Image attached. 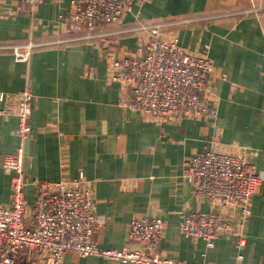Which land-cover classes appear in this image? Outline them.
I'll return each mask as SVG.
<instances>
[{"label":"crops","instance_id":"obj_1","mask_svg":"<svg viewBox=\"0 0 264 264\" xmlns=\"http://www.w3.org/2000/svg\"><path fill=\"white\" fill-rule=\"evenodd\" d=\"M70 0H0V205L12 203V173L3 162L23 145L29 184L77 178L94 189L101 219L95 239L105 248H138L129 240L136 217L161 219L159 247L165 256L203 264H264V180L252 198L245 243L220 236L213 247L179 228L185 211L211 210L184 176L187 157L210 149L246 152L264 179V0H149L135 2L119 22L95 40H70L34 49L28 61L15 45L68 38ZM163 24L190 52L215 66V114L171 118L162 123L125 106L127 90L112 79L114 57L140 53L145 25ZM224 75V76H223ZM222 76V77H221ZM34 93L32 131L18 133L17 102ZM225 217L238 223L236 208ZM62 264H136L103 257L65 255Z\"/></svg>","mask_w":264,"mask_h":264},{"label":"built area","instance_id":"obj_2","mask_svg":"<svg viewBox=\"0 0 264 264\" xmlns=\"http://www.w3.org/2000/svg\"><path fill=\"white\" fill-rule=\"evenodd\" d=\"M36 7L39 0H26ZM149 0H70L68 38L46 43L29 41L15 45L18 61H28L38 47L70 40H95L103 28L117 23L135 2ZM148 32L140 53L114 57L112 79L127 90L125 106L164 123L171 118L215 114V66L203 54L190 52L176 34H166L163 24L145 25ZM224 76V75H223ZM222 77V76H221ZM6 93L0 92V101ZM34 93L22 91L17 102L18 133L23 142L32 131ZM6 114L0 109V116ZM23 145L8 154L3 167L12 173V203L0 205V264H62L69 252L94 255L122 263H191L162 254L159 243L164 222L156 217L132 219L129 240L140 247L105 248L95 234L101 225L94 207V189L81 173L77 178L34 181L35 200L25 199ZM184 176L197 197L207 200L211 210L185 211L179 228L187 236L202 238L213 247L222 235H236L245 243V227L252 213V198L263 183V175L246 152L231 153L215 149L185 159ZM236 208L238 223L225 217L224 209Z\"/></svg>","mask_w":264,"mask_h":264}]
</instances>
